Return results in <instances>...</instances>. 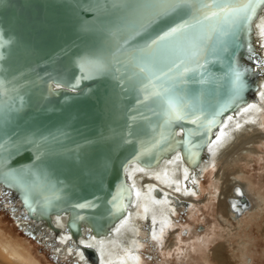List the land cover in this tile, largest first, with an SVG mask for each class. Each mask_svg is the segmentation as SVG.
<instances>
[{
    "label": "water",
    "instance_id": "water-1",
    "mask_svg": "<svg viewBox=\"0 0 264 264\" xmlns=\"http://www.w3.org/2000/svg\"><path fill=\"white\" fill-rule=\"evenodd\" d=\"M143 2L0 0V100L14 104L17 94L23 98L22 114L0 125L2 201L13 204L16 218L50 233L55 247L66 233L82 254L80 261L88 264H100V255L83 240L111 235L136 205L130 169L136 164L141 171L162 168L166 158L178 156L188 174L197 173L209 148L258 100L264 86V44L257 33L264 21L261 0H253L251 20L226 38V52L202 47L197 38L171 54L192 71L163 83L173 87L181 115H193L172 119L151 102L137 103L139 85L133 86L114 62L103 75L82 78L81 57L123 43L132 12L128 5ZM193 4L200 6L198 0ZM181 19L195 24L190 16L171 14L128 43L142 44L148 33L154 36ZM216 24L213 18L194 31ZM21 167L31 172L26 182L15 177ZM88 202L95 206L77 207ZM59 215L65 224L58 223Z\"/></svg>",
    "mask_w": 264,
    "mask_h": 264
},
{
    "label": "bare ground",
    "instance_id": "bare-ground-1",
    "mask_svg": "<svg viewBox=\"0 0 264 264\" xmlns=\"http://www.w3.org/2000/svg\"><path fill=\"white\" fill-rule=\"evenodd\" d=\"M258 30L260 43L264 44V21L259 24ZM261 144L264 145V86L258 100L232 120L209 148V157L206 161L203 160L197 173L188 174L181 166L178 156L174 159L166 158L163 167L158 169L141 171L139 165H134L129 176L135 187L136 205L129 210V218L113 226L111 235L91 237L83 242L96 248L100 264H139L144 242L151 243L153 239L158 243L164 241L174 225L172 220L177 218V213L182 212L183 206L187 208L191 205L190 199L199 191L206 169L217 168L218 171L219 165L223 172L220 171V176L215 175L212 195L208 199L211 201L218 198L219 216L232 226L233 222L230 220H236L237 225L246 217L254 216V210L260 214L264 209V195L255 188L246 173L238 170L230 172L227 179L223 176L226 169L257 155L258 145ZM155 189L160 192L155 193ZM0 195L3 196L1 191ZM242 197L247 198V201L242 202ZM7 205L14 212L13 204L8 202ZM56 219L62 225L66 222V218L61 215L56 216ZM16 220L26 230L35 232L43 244L50 245L59 258H67L73 264H88L84 260L80 261L82 254L73 247L66 233L58 237L59 243L55 247L54 243L49 242L50 233L36 231L24 218L18 217ZM142 223H147V226H142ZM25 245L0 233V264H41ZM223 248V244L216 248L215 257L221 264H231L222 252ZM242 254L240 264H244L243 257L246 258V253Z\"/></svg>",
    "mask_w": 264,
    "mask_h": 264
},
{
    "label": "snow or ice",
    "instance_id": "snow-or-ice-1",
    "mask_svg": "<svg viewBox=\"0 0 264 264\" xmlns=\"http://www.w3.org/2000/svg\"><path fill=\"white\" fill-rule=\"evenodd\" d=\"M198 2L199 7H195L193 0H144L134 8L128 5L132 12L128 24L129 30L126 35L121 37L123 43H116L114 47L110 46L81 57L79 68L82 78H91L89 76L91 72L103 75L104 72L101 70L112 67L114 62L129 74L128 79L133 86L139 85L138 90L142 93V98L138 99L137 103L151 102L152 105L165 110L172 119H183L195 114L185 112L181 115L183 109L175 98L173 87H166L163 83L165 78L175 79L177 74L185 77L189 71H192L183 59L178 56L173 57L171 54L178 49H184L186 45L191 44L197 38L202 47L215 45L226 52L228 50L226 38L230 33L234 35L233 29L238 27L242 21L245 23L250 21L255 11L253 0H198ZM261 2L264 3V0ZM194 7L195 12H193ZM171 14L190 16L195 20V24L189 20L181 19L179 23L154 36L148 33L142 44L131 46L128 43L131 38L139 36L142 32L147 33L152 25L163 21ZM199 17H203V19ZM213 18L217 20L215 26L203 32L194 31L198 25H203L204 21H210ZM193 55H197V53H193ZM198 66L202 67V65ZM235 76L234 86L238 89L240 73L235 72ZM121 79L123 80L124 77L121 76ZM157 81H161L159 86ZM201 82L206 83L203 80ZM3 83L0 80V85ZM60 86V84L56 85V87ZM11 91L17 92V89L13 87ZM14 99L17 101L14 104L0 100V125H5L8 120L22 114L23 98L17 94ZM192 123L196 124L197 120H192ZM186 131L190 135L192 134L191 129ZM19 151L18 148L17 152ZM105 170H107V164H105ZM30 176V170H25L23 167L18 173H15L18 182H26ZM115 200L116 197H113V202ZM94 206L95 204L92 202L77 205L81 208Z\"/></svg>",
    "mask_w": 264,
    "mask_h": 264
},
{
    "label": "rangeland",
    "instance_id": "rangeland-1",
    "mask_svg": "<svg viewBox=\"0 0 264 264\" xmlns=\"http://www.w3.org/2000/svg\"><path fill=\"white\" fill-rule=\"evenodd\" d=\"M258 150L253 158L226 169L223 178L227 179L230 172L242 170L264 195V145H258ZM221 170L220 165L218 171L217 168L206 169L199 191L190 199L191 205L183 206L182 212L177 213L164 241L158 243L153 239L151 243L144 242L139 264H221L215 257L220 244L224 245L222 252L231 264H240L243 252L246 253L244 264H264V209L260 214L254 210V216L246 217L241 224L236 225V220H230L233 222L230 226L219 216L218 198L217 201L208 200L212 195V181L216 174L221 175ZM2 199L0 195V233L4 237L26 244L41 264H73L67 258H59L50 245L39 240L36 233L22 227ZM142 226L146 227L147 223H142Z\"/></svg>",
    "mask_w": 264,
    "mask_h": 264
}]
</instances>
